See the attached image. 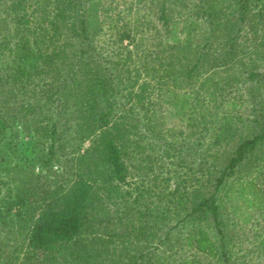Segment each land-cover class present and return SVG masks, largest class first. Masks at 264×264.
I'll list each match as a JSON object with an SVG mask.
<instances>
[{
  "label": "trees",
  "instance_id": "trees-1",
  "mask_svg": "<svg viewBox=\"0 0 264 264\" xmlns=\"http://www.w3.org/2000/svg\"><path fill=\"white\" fill-rule=\"evenodd\" d=\"M147 5L0 0V264H264V0Z\"/></svg>",
  "mask_w": 264,
  "mask_h": 264
},
{
  "label": "rangeland",
  "instance_id": "rangeland-1",
  "mask_svg": "<svg viewBox=\"0 0 264 264\" xmlns=\"http://www.w3.org/2000/svg\"><path fill=\"white\" fill-rule=\"evenodd\" d=\"M104 2L106 7L109 8V14H111L107 16H113L114 19H117L118 23L130 22L132 24L136 19H145V22H147V20H150L149 18H153L148 11V0H104ZM188 4L186 6H189ZM185 10L186 7L184 8ZM132 28H135V26L133 25ZM185 118L186 113L184 109L175 106L167 107L165 116L167 126L184 127Z\"/></svg>",
  "mask_w": 264,
  "mask_h": 264
}]
</instances>
